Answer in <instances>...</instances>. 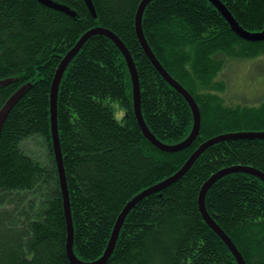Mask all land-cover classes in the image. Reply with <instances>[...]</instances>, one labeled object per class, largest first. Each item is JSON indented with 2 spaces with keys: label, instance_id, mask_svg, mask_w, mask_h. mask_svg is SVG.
Instances as JSON below:
<instances>
[{
  "label": "trees",
  "instance_id": "1",
  "mask_svg": "<svg viewBox=\"0 0 264 264\" xmlns=\"http://www.w3.org/2000/svg\"><path fill=\"white\" fill-rule=\"evenodd\" d=\"M72 16L39 0H0V111L23 85L8 114L0 148V264H74L51 124V87L62 58L89 29L116 33L139 74L142 112L161 141L178 143L194 125L186 98L160 73L136 31L142 0H55ZM241 26L264 29V0H221ZM147 41L165 69L196 99L201 130L187 148L167 152L144 135L133 107L127 61L106 35L91 36L68 65L58 97V129L74 222V252L84 261L105 253L127 203L175 174L206 140L264 131L258 104L228 100L223 68L264 55V40L239 36L209 0H153L144 12ZM125 110L117 119L112 102ZM234 165L264 172V138L214 143L180 178L141 199L128 213L104 264H238L199 206L205 181ZM206 207L247 264H264V181L235 172L220 178Z\"/></svg>",
  "mask_w": 264,
  "mask_h": 264
},
{
  "label": "water",
  "instance_id": "2",
  "mask_svg": "<svg viewBox=\"0 0 264 264\" xmlns=\"http://www.w3.org/2000/svg\"><path fill=\"white\" fill-rule=\"evenodd\" d=\"M41 3L52 7L54 9H58L61 11H64L72 16L77 15V11L73 10L70 6L60 3L55 0H39ZM87 3V6L89 7L90 11L93 13L95 17H98V13L96 10V6L94 4L93 0H85ZM153 0H142L136 14V31L138 38L153 62V64L157 67V69L160 71V73L164 76V78L175 88L177 89L188 101L192 112L194 116V125L192 128V131L188 135L186 139H184L181 142L178 143H166L161 141L157 136L150 130V128L147 125V122L144 118L143 112H142V103H141V85L139 80V74L138 69L135 63V60L127 47V45L123 42V40L113 31L103 28V27H94L89 30H87L77 41V43L68 51V53L62 58V61L60 62L51 87V124H52V138H53V145H54V152H55V158L57 162L58 172H59V178L61 183V188L64 195V207H65V215L67 219V227H68V237H67V253L71 259V261L74 264H104L112 255L121 228L123 226V223L128 215V213L131 211V209L144 197L147 195L159 191L162 188L166 187L167 185L171 184L172 182L176 181L178 178L183 176L196 162V160L202 155V153L211 145L214 143H217L222 140H227L231 138H264V131H239V132H230V133H223L220 135H216L214 137H211L210 139L203 142L193 153L192 155L187 159V161L184 163V165L173 175L166 178L163 181H160L154 186H151L138 195H136L132 200H130L127 205L124 207L123 211L120 213L115 228L113 230L111 239L109 241V244L107 246V249L103 256H101L99 259L94 261H84L79 259L75 252H74V222H73V216H72V209H71V203H70V197H69V190H68V183L65 173V165H64V157L61 150V143H60V136H59V129H58V97H59V90H60V84L62 77L64 75V72L66 71L68 65L73 60V58L79 53L83 45L86 43V41L93 35L96 34H103L111 38L114 43L118 46V48L123 53L127 65L130 71L131 80H132V90H133V107H134V113L136 115V118L138 120V123L144 133V135L147 137V139L153 143L156 147L163 151L167 152H176L183 150L187 147H189L197 138V136L200 133L201 130V111L199 108V105L194 98V96L189 92L179 81H177L161 64L153 50L151 49L147 38L144 33L143 29V16L145 9L147 5ZM226 18V20L230 23L231 28L241 37L251 40V41H263L264 40V29L261 31H249L245 29L243 26L239 24V22L235 19L231 11L228 9V7L221 1V0H209ZM13 78H7L0 80V86L7 84L11 82ZM28 85H23L21 88H19L5 103L3 108L0 111V148H1V135L3 126L5 123V120L12 110V108L15 106V104L19 101V99L24 95V93L27 90ZM235 172H244L249 173L252 175H255L262 179L264 181V172L253 167V166H247V165H234L231 167H227L224 169H221L217 171L215 174H213L205 183L203 184L200 194H199V206L200 210L203 214L204 219L206 222L214 229V231L223 239V241L228 245L231 252L235 256L238 264H247L242 252L239 250L231 236L217 223V221L214 219V216L211 215L208 212V209L206 207V195L209 191V189L212 187L214 183H216L220 178L231 174Z\"/></svg>",
  "mask_w": 264,
  "mask_h": 264
},
{
  "label": "rangeland",
  "instance_id": "3",
  "mask_svg": "<svg viewBox=\"0 0 264 264\" xmlns=\"http://www.w3.org/2000/svg\"><path fill=\"white\" fill-rule=\"evenodd\" d=\"M223 73L228 85L229 101L258 104L264 93V55L258 59L230 62L223 68ZM112 106L117 119L121 121L125 110L117 101L112 102Z\"/></svg>",
  "mask_w": 264,
  "mask_h": 264
}]
</instances>
